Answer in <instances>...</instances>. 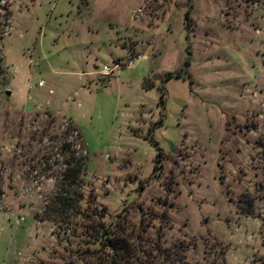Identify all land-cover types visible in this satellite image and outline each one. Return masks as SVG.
<instances>
[{"label":"rangeland","instance_id":"374dc122","mask_svg":"<svg viewBox=\"0 0 264 264\" xmlns=\"http://www.w3.org/2000/svg\"><path fill=\"white\" fill-rule=\"evenodd\" d=\"M0 68V264L97 247L88 220L32 217L67 121L104 224L161 223L186 264H264V0H0Z\"/></svg>","mask_w":264,"mask_h":264},{"label":"trees","instance_id":"16d2710c","mask_svg":"<svg viewBox=\"0 0 264 264\" xmlns=\"http://www.w3.org/2000/svg\"><path fill=\"white\" fill-rule=\"evenodd\" d=\"M2 73L0 68V101L6 86ZM49 117L52 118L51 115ZM63 126L65 130L57 148L62 158L61 169L55 190L43 197L41 217L40 213H36L33 219L54 221L61 218L62 222L79 218L81 224L88 220L89 225L85 224V228L90 231L92 243L97 247L83 258L81 264H186L182 243L164 244L166 226L163 224L156 227L152 223L144 224L142 217L137 224H132L124 214H118L113 223L104 224L105 209L101 208L100 213L90 209V205L95 203V196L92 190L88 194L84 191L89 183L86 180L87 151L83 136L71 121ZM67 133L76 134L74 143L67 142ZM94 208H97L96 205ZM160 217L165 220L164 215ZM156 218L153 215L150 220Z\"/></svg>","mask_w":264,"mask_h":264},{"label":"built area","instance_id":"2783aa9c","mask_svg":"<svg viewBox=\"0 0 264 264\" xmlns=\"http://www.w3.org/2000/svg\"><path fill=\"white\" fill-rule=\"evenodd\" d=\"M133 62H130V65H132ZM119 69V65L118 64H114V66L112 68H109L108 66H102V68L99 70V74L101 76H108L112 73L113 70ZM42 83H39V86H41Z\"/></svg>","mask_w":264,"mask_h":264},{"label":"water","instance_id":"95a60500","mask_svg":"<svg viewBox=\"0 0 264 264\" xmlns=\"http://www.w3.org/2000/svg\"><path fill=\"white\" fill-rule=\"evenodd\" d=\"M9 94H10V92H9V91H6V92H5V95H7V96H8Z\"/></svg>","mask_w":264,"mask_h":264}]
</instances>
